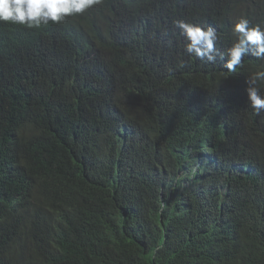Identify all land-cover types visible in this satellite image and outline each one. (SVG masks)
<instances>
[{
    "label": "trees",
    "instance_id": "obj_1",
    "mask_svg": "<svg viewBox=\"0 0 264 264\" xmlns=\"http://www.w3.org/2000/svg\"><path fill=\"white\" fill-rule=\"evenodd\" d=\"M264 0H101L0 23V264H264V111L223 67ZM217 31L215 63L175 21ZM264 94V82L258 85Z\"/></svg>",
    "mask_w": 264,
    "mask_h": 264
},
{
    "label": "clouds",
    "instance_id": "obj_2",
    "mask_svg": "<svg viewBox=\"0 0 264 264\" xmlns=\"http://www.w3.org/2000/svg\"><path fill=\"white\" fill-rule=\"evenodd\" d=\"M101 0H0V23L39 28L49 23L60 24L66 18L84 14ZM185 38V51L190 56L209 63H215L217 58L224 60L225 54L218 51L216 29L175 21ZM234 43L226 51L223 67L228 73H236L243 66L246 56L264 60V27L251 24L244 17L239 18L232 26ZM264 82V71L249 77L245 83L247 101L256 115L264 111V94L258 86Z\"/></svg>",
    "mask_w": 264,
    "mask_h": 264
}]
</instances>
